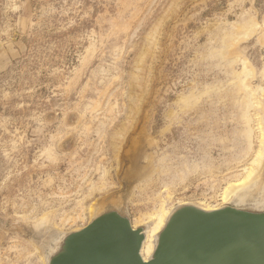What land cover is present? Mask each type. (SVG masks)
Listing matches in <instances>:
<instances>
[{"label": "rangeland", "instance_id": "374dc122", "mask_svg": "<svg viewBox=\"0 0 264 264\" xmlns=\"http://www.w3.org/2000/svg\"><path fill=\"white\" fill-rule=\"evenodd\" d=\"M159 204L264 207V0H0V264Z\"/></svg>", "mask_w": 264, "mask_h": 264}, {"label": "water", "instance_id": "95a60500", "mask_svg": "<svg viewBox=\"0 0 264 264\" xmlns=\"http://www.w3.org/2000/svg\"><path fill=\"white\" fill-rule=\"evenodd\" d=\"M144 228L124 212L101 211L85 228L62 235L47 264H264V207H178L159 233L152 257Z\"/></svg>", "mask_w": 264, "mask_h": 264}, {"label": "bare ground", "instance_id": "6f19581e", "mask_svg": "<svg viewBox=\"0 0 264 264\" xmlns=\"http://www.w3.org/2000/svg\"><path fill=\"white\" fill-rule=\"evenodd\" d=\"M246 67V66H245ZM259 154V153H258ZM258 157V156H257ZM255 162V161H254ZM251 163H252V161H251ZM250 163V164H251ZM252 166V165H251ZM246 168V167H245ZM247 168L246 169H244V172H246L247 173ZM251 171H252V169H251ZM243 172V173H244ZM253 172V171H252ZM252 172H248L249 174H251ZM246 173H244V174H246ZM248 173L246 174L247 175V177H248ZM252 175V174H251ZM253 176V175H252ZM251 177V176H250ZM239 179V178H238ZM252 181H249V183L251 182H254V176L252 177ZM245 180H246V177H245ZM248 180H249V178H248ZM236 181V180H235ZM255 181L256 182H254V183H258V179H255ZM239 182V181H238ZM245 182V181H244ZM248 182V181H247ZM237 183V182H236ZM250 183V184H251ZM246 184H248V183H246L245 182V185ZM253 184V183H252ZM251 184V185H252ZM235 185V184H234ZM237 185V184H236ZM241 186V185H240ZM253 186H256L255 184H253ZM242 187H244V186H242ZM248 187H249V184H248ZM247 187V188H248ZM245 188H246V186H245ZM245 188H242V189H245ZM233 189V187H232V184L230 183V185L225 189V191H224V193H223V195H222V204H230V202H232V201H236L238 198H237V196H236V198L233 200V197H231V196H233L234 195V193H231L232 191H234V192H237V191H239L241 188H239V190H238V188H236L237 189V191H235V190H232ZM232 194V195H231ZM241 194V193H240ZM231 195V196H230ZM238 196H239V194H238ZM164 204V203H163ZM162 204V205H163ZM221 204V205H222ZM162 205H160L159 204V206H161L159 209H157L155 212H153L152 214H150V215H147L146 217H144V219H142L144 222H146V224H147V227L145 228V227H140V226H138L137 224L138 223H140V221L139 222H131L132 223V225H133V228H144V234H145V240H144V242H143V246H142V249H141V255H142V257H143V259L145 260V261H147V260H149L151 257H152V255H153V253H154V251H155V248H156V243H157V239H158V235H159V233L163 230V228L165 227V225H166V223H167V221L169 220V218H170V216L173 214V212L176 210H173V211H171V209L169 210V209H166L164 206H162ZM182 205H185V204H182ZM181 205V206H182ZM204 206V205H203ZM180 207V206H179ZM199 207H201V206H199ZM94 208H96V207H94ZM202 209H205V210H215V209H219V208H222V206L221 207H219V208H217V207H212V208H210V207H208V209L207 208H203V207H201ZM97 211V210H96ZM89 212H90V210H89ZM93 212V211H92ZM92 212H91V214H92ZM97 213V212H96ZM94 214V213H93ZM98 215V214H97ZM96 215V216H97ZM95 216V217H96ZM141 220V221H142ZM143 225V224H142ZM46 264H47V261H46Z\"/></svg>", "mask_w": 264, "mask_h": 264}]
</instances>
